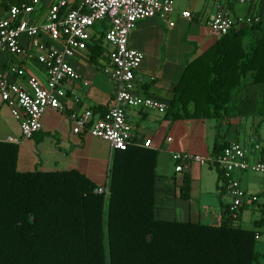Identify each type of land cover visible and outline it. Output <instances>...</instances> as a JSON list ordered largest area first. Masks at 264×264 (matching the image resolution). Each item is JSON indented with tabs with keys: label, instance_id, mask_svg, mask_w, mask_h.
Instances as JSON below:
<instances>
[{
	"label": "trees",
	"instance_id": "trees-1",
	"mask_svg": "<svg viewBox=\"0 0 264 264\" xmlns=\"http://www.w3.org/2000/svg\"><path fill=\"white\" fill-rule=\"evenodd\" d=\"M259 23L228 32L199 58L207 67L195 84L188 86L185 77L177 83L170 119L180 116L182 106L176 103L187 88L203 99L200 107L194 103L190 116L203 107L201 117L212 119L232 109L231 99L246 86L264 88V36L243 44ZM103 29L101 24L98 36L89 39L91 61L103 51ZM226 143H214L213 156ZM15 161L16 146L0 142V264H257L264 256L255 251L259 233L239 226L243 206L235 220L223 206L215 226L158 219L151 149L111 151L106 195L95 193L96 186L74 170L18 172ZM212 166L217 182H224ZM217 189L221 195L222 188ZM187 193L183 176L178 196L185 199ZM252 225L264 230V216Z\"/></svg>",
	"mask_w": 264,
	"mask_h": 264
},
{
	"label": "crops",
	"instance_id": "crops-1",
	"mask_svg": "<svg viewBox=\"0 0 264 264\" xmlns=\"http://www.w3.org/2000/svg\"><path fill=\"white\" fill-rule=\"evenodd\" d=\"M19 2L20 0H0V8L6 10ZM216 4L228 10L231 16L251 13L260 18V29L247 34L243 38L244 45L251 38L264 36V0H251L243 4H238L235 0H173L174 12L168 17L172 26L156 17L146 18L137 21L127 36V45L142 56L133 73V92L164 105L162 111L133 108L125 110L132 139L137 143L148 141L147 149L156 152L154 212L160 220L215 226L219 222L222 207L228 202L222 199L224 191L219 194L217 187L220 186L223 190V185L222 182H217L216 172L211 164L179 162L182 169L174 172L171 158L173 154L212 158L214 143L220 145L236 141L244 146L252 143L264 145L263 140L254 138L256 133L251 129L255 124L253 122L256 125L264 122V88L257 85L246 86V92L231 99V104L234 105L232 109L217 119L201 117L200 112L205 111L203 107L198 109L197 116H190L194 112V103L200 107L203 99L202 94L187 88L179 103H176L177 108L182 106L178 109L180 116L177 119L168 117L174 113L173 110H168V105L174 99L175 86L183 77L188 86L195 84L196 78L207 67L203 59L198 62L199 58L205 57L204 54L219 39L206 26L207 19L216 10ZM182 11L190 13L189 20L179 16ZM44 14L45 8L42 7L29 16V21L40 25ZM97 26L99 30L101 24ZM97 29L91 30V37L93 34L98 36ZM19 42L26 46L28 39L21 36ZM88 44L89 42L85 49L77 51L68 62L79 79L88 81L89 85L83 88L79 81L65 83V97L59 101L67 111L94 110L92 114L95 119L109 107L112 100L111 84L100 71L107 61L110 47L102 41V53L91 61L88 58ZM209 58L211 59L210 55ZM9 66L23 69L41 83L44 81L41 66L34 62L24 63L17 57L0 51V75L8 80H15L6 73ZM247 81L245 84H248ZM66 110L58 112L45 109L40 117L39 130L31 138L21 139L17 122L10 115L7 106L0 101V142L16 146L15 169L18 172L74 170L99 186L106 179L109 168V146L105 141L85 133L73 134ZM183 176L188 178L185 199L178 196ZM241 176H238L239 183ZM260 188L251 195L255 198L254 201L256 197L259 201L264 197V189ZM242 206L243 209L246 207L245 201Z\"/></svg>",
	"mask_w": 264,
	"mask_h": 264
},
{
	"label": "built area",
	"instance_id": "built-area-1",
	"mask_svg": "<svg viewBox=\"0 0 264 264\" xmlns=\"http://www.w3.org/2000/svg\"><path fill=\"white\" fill-rule=\"evenodd\" d=\"M235 1L243 4L251 0ZM42 7L45 8L44 20L35 25L29 21V16ZM173 12V0H20L6 10L0 8V51L24 63L34 62L44 73L43 83L14 66L7 67L6 73L19 82L0 75V101L17 122L19 137L29 139L39 130L40 117L45 109L65 112V106L59 101L65 97V83L79 81L83 88L89 85L88 81L79 79L68 60L86 48L91 30L102 24V39L110 51L100 71L111 84L112 100L95 119L88 109L81 112L66 110L71 132L85 133L105 141L110 152L128 146L147 148L148 141L137 143L132 139L125 110L162 111L164 105L133 92V73L142 56L127 45V36L137 21L146 18L156 17L172 26L168 17ZM179 16L189 20L190 13L182 11ZM259 22L257 15L231 16L228 10L216 4L206 26L212 35L220 38L232 30ZM21 36L28 39L26 46L19 42ZM171 158L174 172L181 171L179 162L209 163L221 171L224 196L228 199L225 207L231 220L237 218L238 209L245 201L238 176L249 173L264 177V145L260 143L244 146L228 141L212 158L186 154H173ZM94 192L107 194V173L104 182L96 186ZM249 199L253 202L255 198L250 196Z\"/></svg>",
	"mask_w": 264,
	"mask_h": 264
},
{
	"label": "rangeland",
	"instance_id": "rangeland-1",
	"mask_svg": "<svg viewBox=\"0 0 264 264\" xmlns=\"http://www.w3.org/2000/svg\"><path fill=\"white\" fill-rule=\"evenodd\" d=\"M97 25L94 26V30L97 29ZM98 32V29H97ZM94 33V32H93ZM94 37H97L96 34H93ZM255 123V124H254ZM258 123V122H257ZM254 126L251 127L252 130H255V136L254 138H259L264 141V122H261V124H257L256 122H253ZM240 187L245 192V202L246 207L242 210L241 216L239 219V226L242 229L247 230H256L258 234V238L256 239L255 243V251L258 254L264 253V230L263 228H255L252 225V221L258 219L261 214L264 216V205L262 203L264 202V197L260 201L256 197L255 203L250 202L249 197L256 192V190L264 189V177L245 173L241 176L240 181ZM224 201H228L227 197H222ZM262 207V208H261ZM257 264H264V256L260 257L257 261Z\"/></svg>",
	"mask_w": 264,
	"mask_h": 264
}]
</instances>
